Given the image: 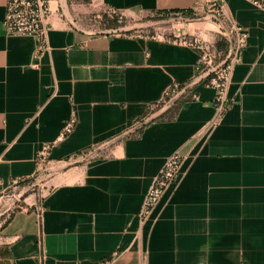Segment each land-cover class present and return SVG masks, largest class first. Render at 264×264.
Listing matches in <instances>:
<instances>
[{"label": "crops", "instance_id": "crops-1", "mask_svg": "<svg viewBox=\"0 0 264 264\" xmlns=\"http://www.w3.org/2000/svg\"><path fill=\"white\" fill-rule=\"evenodd\" d=\"M206 1L54 0L48 49L35 58L34 37L5 35L0 0V198L13 179L47 171L42 198L2 228L0 264H264V10L225 0L247 42L230 106L210 129L215 89L196 74L202 46L115 32L100 18L108 8L192 16L210 11ZM174 27L217 38L206 21ZM174 82L183 89L164 101ZM44 143L52 148L38 166ZM175 151L178 180L141 220L144 194Z\"/></svg>", "mask_w": 264, "mask_h": 264}, {"label": "built area", "instance_id": "built-area-1", "mask_svg": "<svg viewBox=\"0 0 264 264\" xmlns=\"http://www.w3.org/2000/svg\"><path fill=\"white\" fill-rule=\"evenodd\" d=\"M51 1L54 0H5V14L2 20L5 35L34 37L37 40V47L34 52L35 58L39 57L48 49L47 34L48 19L51 14ZM247 1L253 6L264 10V0ZM206 4L207 8L210 10L209 12L212 13V19L216 21L218 32L222 35H227V32L222 30L221 25L222 22H225L228 25V32L232 35V40L226 57L221 62L213 64L214 56L211 53L204 51L207 50V46L202 45L197 38L188 42L186 40L175 41L190 46L199 45L203 48L201 56L196 63V74L205 85L212 86L215 89V114L207 123L206 127V129H210L220 121L230 106L227 89L233 68L240 58L242 49L246 45L247 32L231 18L225 0H207ZM108 11L112 14L119 13L114 8H108ZM218 16L221 17V19H219ZM183 87L182 84L177 82L172 83L166 88L163 100H172L183 89ZM191 96L195 97V93L193 92ZM75 123L76 119L74 116H71L66 120L58 139H63L69 134L74 129ZM51 148V143L42 144L36 157L38 166L48 160ZM182 161L183 155L180 151L173 152L165 159L159 171L153 176L144 194L138 213L141 220H144L149 216L160 200L165 189L178 180ZM24 180L25 178L13 179V186H16Z\"/></svg>", "mask_w": 264, "mask_h": 264}, {"label": "rangeland", "instance_id": "rangeland-1", "mask_svg": "<svg viewBox=\"0 0 264 264\" xmlns=\"http://www.w3.org/2000/svg\"><path fill=\"white\" fill-rule=\"evenodd\" d=\"M212 13L207 11L198 15H184V14H161V13H148V12H134L131 14H112L108 9H104L100 13L101 20L106 25L112 28L115 32L120 33H132L143 34L146 36L161 37L169 40H186L192 41L196 36L174 34V26L182 23L206 21V24L213 26L217 34L215 42L209 40H202L197 38L200 43L207 46L208 53H211L213 57V64L221 62L227 55L232 40V35L228 32V25L222 22V30L227 32V35H222L218 32L216 21L211 17ZM219 19L221 17L218 16ZM207 28V27H206ZM221 44L218 47L216 44ZM167 101V100H166ZM168 102V101H167ZM172 107V106H171ZM172 110V108H171ZM173 112V111H171ZM46 167L42 166L37 174L27 180H24L17 184L15 188L6 192L2 198H0V232L5 223L10 218L11 214L20 207L29 206V204L38 202L44 195L46 185ZM28 198L24 200V198Z\"/></svg>", "mask_w": 264, "mask_h": 264}, {"label": "trees", "instance_id": "trees-1", "mask_svg": "<svg viewBox=\"0 0 264 264\" xmlns=\"http://www.w3.org/2000/svg\"><path fill=\"white\" fill-rule=\"evenodd\" d=\"M218 47H220L221 46V44L219 43V42H217V44H216Z\"/></svg>", "mask_w": 264, "mask_h": 264}]
</instances>
